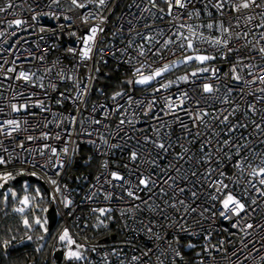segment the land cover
Instances as JSON below:
<instances>
[{"label":"built area","instance_id":"built-area-1","mask_svg":"<svg viewBox=\"0 0 264 264\" xmlns=\"http://www.w3.org/2000/svg\"><path fill=\"white\" fill-rule=\"evenodd\" d=\"M9 2L14 7L0 12V123L15 119L21 127L12 136L0 135V157L8 161L0 165V173L12 174L8 185L24 174L33 176L34 181L29 182L37 186L21 189L10 209L30 225L19 239L29 244L36 256L30 264H264V195L256 190L264 191V186L248 176L249 165L254 167L264 159V93L259 91L264 84H237L230 73L238 56L247 57L246 64L264 67V59L251 50L264 46V28L256 27L264 23L262 9L232 11L239 0H225L223 10L211 3L205 7L208 0H197L195 6L174 8L172 16L167 15L163 0H157L155 8L149 0H108L106 6L88 4L83 9L75 8L71 0H0V8ZM195 9H199V16L189 19L188 13ZM102 18H106L103 23ZM17 19L25 23L9 26ZM179 23L192 25L206 37L220 35L216 28L207 29L208 23L231 26L228 47L239 51L228 53L227 48L199 43V54L216 59L204 65L195 61L178 64L149 84L128 83L182 60L185 54H197L185 53L177 44L164 47L170 36L175 40L173 33ZM97 25L103 31H97L90 58L82 60L83 38ZM237 32L241 37L248 32L251 43L235 39ZM141 46L143 56L139 55ZM142 65V72L136 73ZM202 67L210 71L198 72L188 82L177 79ZM260 67L255 71L264 76ZM211 69L219 71L213 75ZM21 71L35 75L25 82L17 79ZM240 74L244 80L253 79L247 69ZM169 81L174 82L171 87L161 88ZM203 83H211L219 91L203 94ZM226 89H232L230 95ZM184 91L192 99L170 113L168 98L179 104ZM117 92L122 95L113 99ZM226 95L229 103L222 100ZM193 99L200 100L199 108ZM38 102H42L43 110L34 107ZM13 103H27L29 108L13 112ZM234 108L238 110L232 113ZM199 111L209 113L203 123L195 119ZM223 115L229 116L227 123H221ZM121 119L125 124H120ZM42 133H48L49 138L42 139ZM30 135L36 139L27 140ZM225 140L228 145L223 144ZM21 142L23 148L18 146ZM159 142L165 143L167 152L154 146ZM201 144H205L203 151ZM240 146L244 147L238 152ZM132 150L140 153L136 162L129 160ZM178 154L184 159L178 160ZM75 157L79 159L77 165ZM208 157L211 160L205 163ZM241 158L243 171L235 166ZM105 162L107 169L102 167ZM112 171L125 180L112 181ZM141 175L150 176L154 183L137 190ZM129 188L148 204L128 197ZM228 193L245 205L239 215H221L222 200ZM108 195L110 198L105 199ZM25 197L27 205L21 203ZM66 201L71 203L65 206ZM50 206L57 221L44 238ZM19 208L24 211H16ZM99 208H111L112 212L99 217V212L93 211ZM128 208L133 210L122 216ZM97 217L107 227L97 226ZM37 219L40 224L35 223ZM248 224L253 227L248 228ZM65 229L82 246L83 259L67 258L69 244L59 239ZM56 252L61 253L59 262ZM5 254L0 249V258ZM134 256L139 259L133 260Z\"/></svg>","mask_w":264,"mask_h":264},{"label":"snow or ice","instance_id":"snow-or-ice-1","mask_svg":"<svg viewBox=\"0 0 264 264\" xmlns=\"http://www.w3.org/2000/svg\"><path fill=\"white\" fill-rule=\"evenodd\" d=\"M54 3H58L59 0H53ZM150 4L152 5L153 8L157 7V0H149ZM200 2H204V0H200ZM108 3V0H87V3L82 2V0H71V5L75 6V8H86L88 7V4H95L97 8H100L102 6H106ZM163 3H165L167 5V15L172 16L173 15V9H186L187 6L189 4H192L193 6H195V4L197 3V0H163ZM211 3L212 7H215L217 9L223 10L224 6H225V0H217V2L212 3V0H208L207 3H205V7L208 6V4ZM14 5L9 2L5 8H0V12H4L7 11L8 9L13 8ZM252 8H257V9H262L260 15L262 20H264V0H260V2H258V0H239L238 3H235L232 5V11H235L237 13H241L243 10H250ZM160 12L163 13L164 9H160ZM199 9H195L192 12L188 13V17L189 19H191L193 16H199ZM223 14V12L221 11V15ZM89 15H91V12L89 13ZM154 15V14H153ZM182 15V14H180ZM209 15H211V13H209ZM180 16L178 15L176 17V19H179ZM32 19H36L35 16L32 17ZM106 18H102L101 19V23L104 22ZM247 19L249 21H251L253 19V17L251 15H249L247 17ZM85 23H87V19L84 20ZM25 23V21H22L20 19L14 20L10 23L9 26H11V24H15L16 26H20L21 24ZM129 23H131V21H129ZM147 26V25H146ZM237 26H239V21H237ZM207 29L212 30L214 28L218 29L220 35L216 36V37H206L204 35L203 32H199L197 31L196 28H194L192 25L190 24H185V23H179V25L177 26V31L175 33H173V35H175V40H173L171 38V36L164 41V47H167L168 45L171 44H177L178 48L182 51H184L185 53H187L188 51H192L193 53H197L195 55H187L185 54L183 56L182 60H174L172 62H170L169 64H165L163 67L158 68L157 70H155L152 74L150 75H141L139 79L135 80V81H128V83H136V84H140V85H145V84H149L150 82H152L153 80L157 79L158 77H161L164 73L169 72L170 70L176 68L178 66V64H189L193 61L204 65L206 64L207 61L210 60H214L216 59L215 56H209L206 54H199V49L197 47V45L199 43H207L209 45H211L212 47H223V48H227L228 53H231L233 51H239V49H233L228 47V45L231 42L232 39V28L231 26L229 27H225L223 25V23H219L214 25L213 23H208L205 26ZM256 27L258 28H264V23H260L257 24ZM182 29H186L185 31H180ZM103 31V28H100L99 25L92 27L90 29V35L86 36L83 38V45L84 47L81 49L79 55L81 57V59H89L90 58V54L93 51V44L95 42V37L97 34V31ZM0 35H3V33H0ZM249 33L248 32H244L243 33V37H241L240 33H236L235 34V39L240 40L241 38L245 39L247 41V37H248ZM261 39H264V34L261 35ZM247 43H251V41H247ZM251 50H255L258 52V54L261 56L262 59H264V46H261L258 50L257 49H251ZM69 51H73L72 49H69ZM144 50H143V46H141L139 55L143 56ZM245 59H247V57L244 56H238L235 60V62L231 65L230 67V73H231V78L233 80H235L237 82V84H240L242 81L245 85H252L255 84L259 81V83L264 84V76H261L259 74V72L255 71V69L257 66L254 63H245ZM144 66L142 65L140 68H136L135 72L136 73H141L142 72V68ZM238 69H240V71H243L244 69L248 70V75L252 76L253 79L252 80H244V78L241 76L240 71H238ZM8 71H12L14 72L15 69L14 68H9ZM210 69L208 67H202L200 69H198V71H193L190 74H186L184 76L178 77L177 79L180 81H184V82H188L190 76L191 77H196L198 75V72H209ZM213 75H215L219 70L218 69H211ZM260 71H264V67H260ZM35 75V73L29 74L26 73L24 71L19 72V75L17 77V79H21L25 82H29L32 80V77ZM226 75H228L226 73ZM174 82L173 81H169L166 84H162L161 88L163 89H168L169 87L172 86ZM40 87H43V84L40 85ZM52 87L55 89L56 85H52ZM83 91L85 90H81V94H83ZM156 91H160V89H156ZM219 88L218 87H214L213 84L211 83H203L202 85V93L203 94H213L214 92H218ZM227 93L230 95L232 89H226ZM242 91V89H241ZM259 91L261 93H264V87L260 88ZM122 93L117 92L115 93V95L113 96V99H115L117 96H121ZM189 99H192L187 91L181 92L180 96H179V104H176L175 101H173L171 98H168V101L166 103V107L169 109V112L172 113L175 111V109L177 107H182ZM261 99H264V96L261 97ZM224 103H229V99H228V95L224 96L222 98ZM61 101H57V103H60ZM193 103L194 105L199 108L200 107V100H195L193 99ZM34 107L40 108L41 110H43V104L42 102H38L34 105ZM12 111L13 112H19V111H27L29 108V105L27 103L25 104H12L11 105ZM238 109L234 108L232 110V113H234L235 111H237ZM0 111H2V109H0ZM230 113V114H232ZM209 113L206 111H199L196 114L195 119L199 122H204V117L208 116ZM214 119H219V117H214ZM229 119L228 115H223V119L221 120V123H227ZM74 120V118H73ZM95 123L99 124L100 121H95ZM129 123H131L129 121ZM120 124L123 125L125 124V120L121 119L120 120ZM20 123L15 120V119H11V120H7L4 121L2 123H0V135H4V136H12L13 133L18 132L20 130ZM186 127V126H185ZM231 127V126H230ZM257 128L260 127L259 124L256 125ZM5 129H7V131H5ZM158 131V130H157ZM89 135H91V133H89ZM197 135H199V133H197ZM42 139L47 140L49 138V134L48 133H42L41 135ZM56 139H59L60 136L59 134H57V136L55 137ZM33 139H36V137L34 136H28L27 140L31 141ZM148 138L145 137V141H147ZM104 143H107V141H104ZM224 145H228L229 141L225 140L223 141ZM19 147L23 148L24 144L21 142L18 145ZM155 147L163 150L164 152L168 151V147H166L165 143L163 142H159V143H155L154 145ZM45 148L48 147V145L44 146ZM244 146H240L237 148V151H241L242 148ZM205 148V144H201V151H203ZM6 151V149H5ZM52 153L55 155L56 154V149L52 148L51 149ZM188 149H184V152H187ZM64 152H67V149H64ZM41 155H43V151H41ZM140 158V153H138L135 150H132L130 152V156H129V160L131 162H136L138 161ZM178 160H182L184 159L183 154H178L177 156ZM211 160V157H208L207 160H205L204 162L207 163ZM8 163L7 160H5L3 157H0V165H6ZM148 163L151 164H155V161H148ZM238 169H241V171H243V158H241V162H237L235 165ZM251 171L248 173V176L251 178H254L259 185L264 186V159H261L259 164L256 166H251ZM102 167H104L105 169H107V163L105 162ZM125 167H127V165H125ZM212 171L211 169L209 170V172ZM196 173H193V175H195ZM111 180L112 181H124L125 178L123 175H121L119 172L117 171H112L109 173ZM221 175H223V173H221ZM12 178V174L11 173H4V174H0V180H3L5 183L7 182V180ZM109 183L111 181H108ZM154 183V181H151V177L150 176H143L141 175L140 177H138V184H137V190H143V189H147L149 188V184ZM252 181L249 180V183H251ZM52 183H55V181H52ZM126 183H129L126 181ZM221 186L223 188H227L228 186L226 184H223L222 181L220 182ZM140 186H143V188H141ZM254 186V185H253ZM0 187H2V185H0ZM219 190V189H218ZM258 192H260L262 195H264V191H261V189H256ZM181 192L184 191L183 188L180 189ZM127 196L133 198L134 200H141V197H139L138 195H136V192L133 191L131 188H129L127 190ZM196 194L193 193V196H195ZM110 195L105 196V199H109ZM213 199H216V197H213ZM22 204L27 205L28 204V198L25 197L22 201ZM71 203V201H66L65 206H68ZM141 203L144 205H147L148 202L145 200H141ZM181 204H183V201H180ZM135 208H140V205H134ZM151 207V206H148ZM171 207H175V205H171ZM222 211H221V215L222 216H227V215H239L240 212L244 211L245 209V205L242 204L238 199H236L232 194L228 193L225 195V198L222 200ZM133 209L132 208H128L125 211L121 212V215H125L126 212H131ZM153 211H155V209H152ZM16 211L19 212H23L24 209L23 208H19L16 209ZM94 212H99V217H104L107 216L109 213L112 212L111 208H99V209H93ZM192 211H195V209H192ZM99 217H97L98 219V225H103L104 227H107L106 223L103 220H100ZM36 224H40V220L37 219L35 221ZM46 223V221H45ZM24 224L26 227H30L28 220L25 219L24 220ZM248 228L253 227L251 224L247 225ZM148 231H151V228L148 229ZM29 240H31V237H28ZM60 241H65L67 240L69 245L75 244V241L71 239V237L69 236V232L67 229L64 230L63 234L59 237ZM10 241H3L2 245L5 248H7V246L9 245ZM82 246L81 245H76V250H72L71 248H69V251L67 252V258L68 259H75V260H81L83 259L82 253L80 252V248ZM94 250V249H93ZM147 251L144 252V255H147ZM177 255H179V253H176ZM105 259H107V256H105ZM133 260H138L139 257H132Z\"/></svg>","mask_w":264,"mask_h":264},{"label":"trees","instance_id":"trees-1","mask_svg":"<svg viewBox=\"0 0 264 264\" xmlns=\"http://www.w3.org/2000/svg\"><path fill=\"white\" fill-rule=\"evenodd\" d=\"M79 151L77 150V154L81 157ZM1 196L2 192L0 191ZM15 200L16 198L12 199L9 195L6 202L0 201V245L5 240L10 241L7 248L0 246V249L6 252L0 258V264H30L36 259L31 246L24 240L17 239L22 234L25 225L10 212Z\"/></svg>","mask_w":264,"mask_h":264},{"label":"water","instance_id":"water-1","mask_svg":"<svg viewBox=\"0 0 264 264\" xmlns=\"http://www.w3.org/2000/svg\"><path fill=\"white\" fill-rule=\"evenodd\" d=\"M96 88V84L93 85V89ZM79 163V159L78 157H75L74 158V165H77ZM73 169H76V166L73 167ZM72 177L69 176L68 177V180H71ZM22 180H26V181H34V177L31 176V175H24V174H21L15 178L12 179L11 183L12 184H16ZM8 186V183H3L2 184V187H0V190L3 192L6 187ZM46 220H47V224H46V227H47V230L44 232V238H46L48 235H49V232H50V229L53 228L56 224V212H55V209L53 206H50L47 211H46ZM63 242H67V240L63 241ZM76 243L75 244H72V245H69L68 246V249H67V252L69 251V248H71L72 250H76ZM80 252H82V249L80 248L79 249ZM67 255V254H66ZM60 257H61V253L60 252H56L55 253V258L57 259V262H59L60 260Z\"/></svg>","mask_w":264,"mask_h":264},{"label":"rangeland","instance_id":"rangeland-1","mask_svg":"<svg viewBox=\"0 0 264 264\" xmlns=\"http://www.w3.org/2000/svg\"><path fill=\"white\" fill-rule=\"evenodd\" d=\"M0 174H4V173H0ZM3 183H4V181L1 180L0 185ZM30 186H33V188H37L36 184H34V183L30 184V182L26 181V180H22L16 184H12L10 182V184L6 187V189L3 192L0 190L2 192V196L0 197V201L6 202L8 200V196L10 195V198H12V199L16 198V200L13 202V204H15L17 202L18 194H20L21 189L26 190ZM21 235L18 236V238H17L18 240L20 239Z\"/></svg>","mask_w":264,"mask_h":264}]
</instances>
